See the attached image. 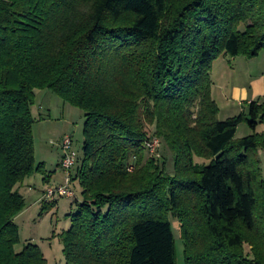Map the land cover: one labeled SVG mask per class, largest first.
<instances>
[{
    "label": "trees",
    "instance_id": "1",
    "mask_svg": "<svg viewBox=\"0 0 264 264\" xmlns=\"http://www.w3.org/2000/svg\"><path fill=\"white\" fill-rule=\"evenodd\" d=\"M262 51L264 0H0V264H47L36 245L15 250L18 187L46 175L38 90L85 116L66 264H176L170 216L185 264H264V103L220 121L211 76L221 56ZM242 123L253 133L236 139ZM154 138L172 172L148 155Z\"/></svg>",
    "mask_w": 264,
    "mask_h": 264
},
{
    "label": "rangeland",
    "instance_id": "2",
    "mask_svg": "<svg viewBox=\"0 0 264 264\" xmlns=\"http://www.w3.org/2000/svg\"><path fill=\"white\" fill-rule=\"evenodd\" d=\"M261 75H264V51L254 59L244 57L231 59L228 56H221L214 62L212 91L214 89V97L218 103L215 102L217 105L219 104L220 121L248 113V105L252 101L264 103V95L255 97L253 95L255 88L252 87L254 78H260ZM32 113L36 120L33 127L36 163L43 165L44 172H47L46 175L50 177V183H45V176L37 173L27 179L22 188L21 185L19 186L20 193L25 196L26 209L14 220L20 233V243L15 247V250L20 253L28 244H33L41 249L47 264H66L61 235L70 228V215L77 213V202L80 204L82 201L80 183L76 180L71 185L75 198H57L56 207L43 215H41L43 202L34 204L33 197L28 195L29 188L27 186L35 189V194L40 197L44 191L63 185L65 173L61 169V160L60 165L58 164L60 155L62 158L60 145L65 136L72 137L78 158H83L85 116L83 111L65 103L50 90L36 91ZM256 132L263 133L264 125L258 126ZM252 133L249 126L242 123L237 128L235 138L242 139ZM163 154L168 162L167 167L172 172L173 156L165 152L163 147L160 146L159 157L155 159H159ZM195 161L199 164H209L208 161L198 158ZM262 168L264 169L263 155ZM50 202L52 201L46 203ZM170 222L175 236L176 264H185L184 243L178 219L170 216Z\"/></svg>",
    "mask_w": 264,
    "mask_h": 264
},
{
    "label": "built area",
    "instance_id": "3",
    "mask_svg": "<svg viewBox=\"0 0 264 264\" xmlns=\"http://www.w3.org/2000/svg\"><path fill=\"white\" fill-rule=\"evenodd\" d=\"M160 141L154 138L146 142V149L149 155L153 158H158V150L160 148ZM61 169L65 173V180L63 185L50 188L43 195V200L53 201L57 198H75L74 192L71 190L73 171L78 165V154L74 149L73 139L70 136H65L61 142ZM135 169V159H133L127 167L128 172H133Z\"/></svg>",
    "mask_w": 264,
    "mask_h": 264
},
{
    "label": "crops",
    "instance_id": "4",
    "mask_svg": "<svg viewBox=\"0 0 264 264\" xmlns=\"http://www.w3.org/2000/svg\"><path fill=\"white\" fill-rule=\"evenodd\" d=\"M212 76V75H211ZM254 86V88H255V90H254V93H253V95L255 96V97H257V96H259V95H264V75H261V77L260 78H254V81H253V85H252V87ZM261 87V90H259V88ZM212 95H213V98H214V100L217 102V100L215 99V97H214V89H213V91H212ZM253 102V101H252ZM251 102V103H252ZM218 103V102H217ZM219 105V104H218ZM221 121H223V120H221ZM60 160H61V155H60V158H59V161H58V164L60 165ZM47 173V172H46ZM47 177V182L48 183H50V177H48L47 175H45V177L44 178H46ZM25 183V182H24ZM23 183V184H24ZM21 185V188L24 186V185ZM28 188H29V190H28V195L29 196H31V197H33V200H34V204H36V203H40V202H42V200H43V193H45V191L41 194V196L40 197H37V195L35 194V192L34 191H36L35 189H32V187H30L29 185L27 186ZM18 188H20V187H18ZM19 190V189H18ZM20 192V191H19ZM22 194V193H21ZM25 197V196H24Z\"/></svg>",
    "mask_w": 264,
    "mask_h": 264
}]
</instances>
